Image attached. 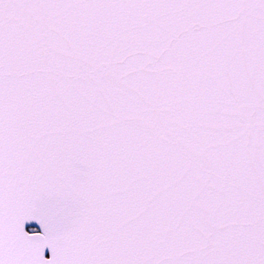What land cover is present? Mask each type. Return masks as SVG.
Instances as JSON below:
<instances>
[{"label":"snow or ice","instance_id":"1","mask_svg":"<svg viewBox=\"0 0 264 264\" xmlns=\"http://www.w3.org/2000/svg\"><path fill=\"white\" fill-rule=\"evenodd\" d=\"M0 264H264V0H0Z\"/></svg>","mask_w":264,"mask_h":264}]
</instances>
